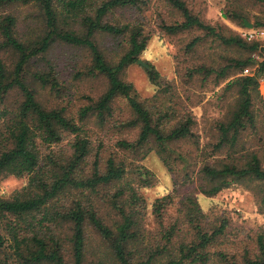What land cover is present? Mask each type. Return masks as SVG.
I'll list each match as a JSON object with an SVG mask.
<instances>
[{
	"label": "trees",
	"instance_id": "16d2710c",
	"mask_svg": "<svg viewBox=\"0 0 264 264\" xmlns=\"http://www.w3.org/2000/svg\"><path fill=\"white\" fill-rule=\"evenodd\" d=\"M264 5V0H256ZM152 0H0V52L15 56L9 66L0 56V179L4 175L26 177L27 183L11 198H0V264H86L88 227H93L108 243L120 264H210L215 258L227 264H264V233L257 234L254 246L246 247L239 258L227 249L215 250L218 239L225 234L228 221L216 225L200 207L197 198L188 195L183 201L181 216L169 218L173 195L167 194L154 203L153 213L160 232L146 234L147 205L138 187L123 183L130 173L136 174L140 186H149L154 174L144 165L129 162L120 152L141 160L155 149L170 170L171 156L179 153L174 144L195 138L196 117L191 109L158 103L155 98L142 99L132 82L122 78L123 70L137 62L146 50L151 34L145 31L141 15L136 22L117 23L108 19L117 9L143 13ZM183 16L175 23L161 22V28L176 34L197 28L207 37L226 45H237L250 51L259 48L241 35H225L221 29L193 13L185 0H168ZM39 5L44 19L43 32L22 39L21 19L9 9L16 5ZM227 16L239 18L235 9ZM264 27V21L256 23ZM77 26V27H76ZM123 38L127 48L117 61L96 41V34ZM202 40L195 37L192 50ZM55 42L87 49L91 63L87 74L104 76L108 88L97 99L82 106L78 116L67 114L64 107H45L37 96L35 84L59 91L61 86L53 64L47 59ZM264 51V47H263ZM46 62L43 69L32 70L38 60ZM255 63L252 57L235 59L221 67L201 65L189 69L188 76L201 74L218 85L230 76L232 68L244 69ZM147 69L152 83L160 92L170 91L156 67ZM264 77V60L258 72L228 81L226 88H238L236 106L226 120L218 122L215 148L233 150L247 123H253V94ZM18 96L12 101L10 96ZM125 99L131 116L124 120L110 118L119 99ZM105 128L138 129L135 139L118 137L109 150L107 143L90 129L89 118ZM244 163L205 161L199 168L200 191L216 195L234 181L251 180L263 184L264 157L251 152ZM178 156L187 159L180 152ZM190 178L189 176H186ZM120 183V184H118ZM113 186L107 192L109 206L115 214L108 223L99 214V189ZM90 264H101L91 262Z\"/></svg>",
	"mask_w": 264,
	"mask_h": 264
},
{
	"label": "rangeland",
	"instance_id": "374dc122",
	"mask_svg": "<svg viewBox=\"0 0 264 264\" xmlns=\"http://www.w3.org/2000/svg\"><path fill=\"white\" fill-rule=\"evenodd\" d=\"M193 13L198 14L204 21L217 26L225 35L238 34L243 37L246 31L255 30L258 37L249 42H258L259 48L250 51L237 45H226L214 37H207L202 30L197 28L184 32L169 34L161 28V22L175 23L182 21L183 16L174 8L168 0H152L150 6L141 14L128 9H117L109 14L108 19L117 23L136 22L141 15L145 23V31L151 34L148 46L140 56L145 63L153 64L159 73L170 83L172 89L160 92L159 86L151 82L147 67L140 63H133L126 67L121 76L124 80L132 82L142 99L155 98L160 95L158 103L175 105L178 109L181 104L188 106L196 117L195 138L175 143L174 148L181 152L187 159L173 153L171 156L174 170H170L158 152L153 149L146 157L135 160L130 153L120 152L128 161L134 164L144 165L154 174V179L149 186L139 184L136 174L130 173L123 183L130 182L137 186L139 193L144 197L147 205L145 229L148 236L160 232V225L153 213L154 203L158 198L167 194L173 195L171 207L168 208L169 218L182 215L183 201L188 195L195 196L200 207L216 225L222 219L228 221L225 234L216 242L213 251L225 250L229 254L239 258L246 247L254 246L258 233H264V191L263 184L257 181H234L229 187L224 188L216 195H207L200 191L201 182L198 175L199 168L205 161L216 160L244 163L251 152L257 151L264 157V77L259 78V89L253 94V111L255 120L247 123V127L241 131L238 141L228 151L226 148L217 150L215 143L218 139V122L228 119L236 106L238 88L227 89V83L233 78L243 75H254L258 72L260 62L264 60V27L256 25L258 21H264V5L256 0H185ZM229 9H235L239 18L227 16ZM21 19L19 27L20 37L36 36L43 32L44 19L42 11L37 4L16 5L9 9ZM250 23L252 26H250ZM77 27V26H76ZM200 36L199 44L189 50L188 44ZM244 38V37H243ZM96 41L107 54V58L117 61L127 46L123 38H115L109 34H96ZM245 39V38H244ZM246 40V39H245ZM0 56L9 66L15 61L14 54L9 51L0 52ZM252 57L255 63L244 68H232L230 76L220 84L215 83L213 77L204 79L201 74L193 78L188 76L191 68L205 65L208 67H221L232 63L235 59ZM47 59L53 64L60 90L56 91L50 86L33 84L41 103L48 108L64 107L67 114L78 116L82 106L90 103L89 97L97 99L108 88V81L104 76H92L87 74V68L91 63V56L87 49L75 47L62 42H55ZM45 61L38 60L32 70L43 69ZM48 70V67H45ZM12 101L18 96L12 94ZM130 109L125 99H119L114 106L115 120H124L130 117ZM90 129L94 130L96 137H101L109 150L113 148L116 138L124 137L135 139L138 129L112 128L107 125L104 129L97 125L95 116L90 117ZM187 178L186 176H189ZM27 183L26 177L4 175L0 179V198H11L22 190ZM120 184V183H118ZM114 191L113 186L99 189V214L110 224L114 222L115 214L109 206L108 191ZM88 239L85 253V263L101 262V264H120L112 253L108 243L93 228L88 227ZM210 264H227L215 258Z\"/></svg>",
	"mask_w": 264,
	"mask_h": 264
},
{
	"label": "built area",
	"instance_id": "2783aa9c",
	"mask_svg": "<svg viewBox=\"0 0 264 264\" xmlns=\"http://www.w3.org/2000/svg\"><path fill=\"white\" fill-rule=\"evenodd\" d=\"M243 37L247 40V41H252L254 40L256 37H258V33L255 30L252 31H246L245 33H243ZM249 68L245 69V72H248Z\"/></svg>",
	"mask_w": 264,
	"mask_h": 264
},
{
	"label": "water",
	"instance_id": "95a60500",
	"mask_svg": "<svg viewBox=\"0 0 264 264\" xmlns=\"http://www.w3.org/2000/svg\"><path fill=\"white\" fill-rule=\"evenodd\" d=\"M250 26H252V24L250 23ZM137 63H140V64H142V65H145L147 68H149L150 66H149V64H147V63H145V62H143L142 61V59H139L138 61H137Z\"/></svg>",
	"mask_w": 264,
	"mask_h": 264
}]
</instances>
